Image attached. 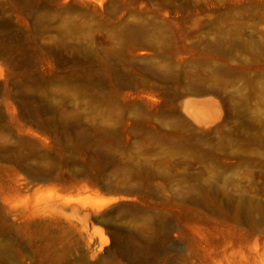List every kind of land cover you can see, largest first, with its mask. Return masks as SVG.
<instances>
[{"label": "rangeland", "instance_id": "374dc122", "mask_svg": "<svg viewBox=\"0 0 264 264\" xmlns=\"http://www.w3.org/2000/svg\"><path fill=\"white\" fill-rule=\"evenodd\" d=\"M29 3L0 0V264H264V0Z\"/></svg>", "mask_w": 264, "mask_h": 264}, {"label": "bare ground", "instance_id": "6f19581e", "mask_svg": "<svg viewBox=\"0 0 264 264\" xmlns=\"http://www.w3.org/2000/svg\"><path fill=\"white\" fill-rule=\"evenodd\" d=\"M30 3L29 5H31L32 7H36L37 5H39L43 0H28ZM38 7V6H37ZM39 8V7H38ZM43 8V7H42ZM40 10V9H39ZM39 12V11H38ZM1 21V20H0ZM3 27L2 24L0 23V28ZM4 31V30H3ZM2 31V32H3ZM1 37V35H0ZM10 48H11V42L7 39H1L0 38V59L4 60V61H9V59H11V64L13 63V61H15V57L11 58V53H10ZM17 61V60H16ZM18 62V61H17ZM13 65V64H12ZM33 81L30 82V85H25L24 90H26L27 92H32V90L35 89V86L38 85V83L42 81L41 77H35L34 79H32ZM33 84V85H32ZM23 90V92H24ZM25 92V93H27ZM33 118H34V123L36 125H39L40 127L44 128L45 130H47L50 133H54L56 132V128L53 127V124L51 122H47L43 119L40 118V116L38 115V113L36 111H34L32 113ZM3 121V120H2ZM57 133V132H56ZM73 135V134H72ZM87 135L86 131L82 130L78 132V138H84ZM68 136V133H67ZM31 143L29 140L27 139H21L19 141V146L16 147V149L21 150L22 148H24L25 146H29ZM7 154H15L16 151L14 150V148H10L6 151ZM5 155V154H4ZM45 175V174H44ZM47 175V174H46ZM43 181L45 180V177L43 176H38L37 174L32 172L31 175V181ZM9 240V239H8ZM6 259V258H5ZM2 264H8L5 260L3 261ZM14 264V263H13Z\"/></svg>", "mask_w": 264, "mask_h": 264}]
</instances>
